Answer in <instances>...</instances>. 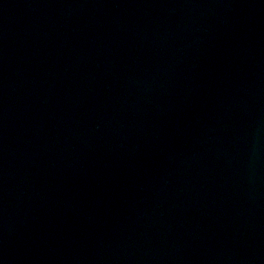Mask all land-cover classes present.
Instances as JSON below:
<instances>
[{
	"label": "water",
	"instance_id": "95a60500",
	"mask_svg": "<svg viewBox=\"0 0 264 264\" xmlns=\"http://www.w3.org/2000/svg\"><path fill=\"white\" fill-rule=\"evenodd\" d=\"M0 264H264V0H0Z\"/></svg>",
	"mask_w": 264,
	"mask_h": 264
}]
</instances>
